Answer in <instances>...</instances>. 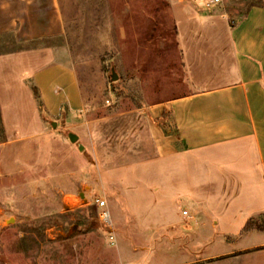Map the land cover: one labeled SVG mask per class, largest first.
Returning <instances> with one entry per match:
<instances>
[{"label":"rangeland","instance_id":"374dc122","mask_svg":"<svg viewBox=\"0 0 264 264\" xmlns=\"http://www.w3.org/2000/svg\"><path fill=\"white\" fill-rule=\"evenodd\" d=\"M59 1L65 35L41 43L67 45L84 105L56 126L46 118L40 130L34 121L8 122L9 136L0 119V264H119L120 252L128 251L122 243L192 240L171 230L207 207L189 197L190 174L179 169L177 181L173 172L165 180L157 162L149 167L142 141L127 146L133 132L119 114L231 82L230 30L264 0ZM70 132L79 135L77 143ZM199 177L208 181L200 174L194 187L205 188ZM212 182L211 194L234 188L218 177ZM98 198L111 225L100 217ZM225 204L213 208L221 212ZM239 212L226 224L231 229L244 225L246 211ZM163 251L161 263L175 264L184 250Z\"/></svg>","mask_w":264,"mask_h":264},{"label":"crops","instance_id":"0c3cea01","mask_svg":"<svg viewBox=\"0 0 264 264\" xmlns=\"http://www.w3.org/2000/svg\"><path fill=\"white\" fill-rule=\"evenodd\" d=\"M65 31L59 0H0V119L7 135L8 122L34 121L38 128L47 120L68 121L83 107L69 48L41 43L60 40ZM230 38L231 82L119 114L127 115L133 132L127 146L142 141L146 163L157 162L165 180L187 170L189 197L207 206L183 217L186 224L169 225L175 236L191 233L192 240L122 243L128 251L120 252L119 264H165L166 249L184 250L175 264H264V5L249 7ZM203 173L208 181L199 177L198 183L207 185L196 189L194 178ZM214 177L234 188L211 194ZM219 200L226 210L213 208ZM239 210L246 211L244 225L231 229L226 224L237 220Z\"/></svg>","mask_w":264,"mask_h":264},{"label":"built area","instance_id":"2783aa9c","mask_svg":"<svg viewBox=\"0 0 264 264\" xmlns=\"http://www.w3.org/2000/svg\"><path fill=\"white\" fill-rule=\"evenodd\" d=\"M220 0H213L209 2V5L215 4ZM96 203L98 205V207L102 208V211L100 212V217L101 219L108 225L112 224V220H111V214L110 211L108 209H106V201L104 199L98 198L96 199ZM111 242L114 243L115 238L113 235H111L110 237Z\"/></svg>","mask_w":264,"mask_h":264},{"label":"water","instance_id":"95a60500","mask_svg":"<svg viewBox=\"0 0 264 264\" xmlns=\"http://www.w3.org/2000/svg\"><path fill=\"white\" fill-rule=\"evenodd\" d=\"M117 78H118V75L113 71L112 79L115 80ZM53 126H56V122H53ZM68 137H69V139H70V141L72 143H77L79 141V135L74 133V132H70L68 134ZM78 147H79L80 150L84 149V145L83 144H79Z\"/></svg>","mask_w":264,"mask_h":264},{"label":"trees","instance_id":"16d2710c","mask_svg":"<svg viewBox=\"0 0 264 264\" xmlns=\"http://www.w3.org/2000/svg\"><path fill=\"white\" fill-rule=\"evenodd\" d=\"M251 225H252L251 221L248 222V224L246 225V229H248L249 227H251Z\"/></svg>","mask_w":264,"mask_h":264}]
</instances>
